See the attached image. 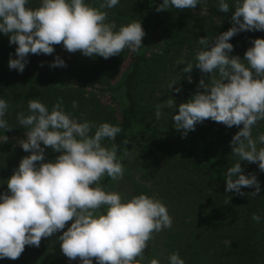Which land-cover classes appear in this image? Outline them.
Listing matches in <instances>:
<instances>
[{
  "label": "trees",
  "instance_id": "1",
  "mask_svg": "<svg viewBox=\"0 0 264 264\" xmlns=\"http://www.w3.org/2000/svg\"><path fill=\"white\" fill-rule=\"evenodd\" d=\"M86 2L99 9L102 0ZM227 2L229 13L218 10V0H203L195 9L157 12L162 0H120L116 7L101 10L117 30L141 22L144 46L137 52L126 48L109 59L87 57L79 51L69 53L61 43L54 45L51 55L29 54L23 73L9 69L10 54L15 58L17 45H10L9 37L0 33V98L10 106L4 119L11 127L0 129V193L8 191L7 180L21 159L30 155L15 145L28 131L18 123L17 115L29 114L30 99H39L49 111L62 99L64 110L79 121L121 128L115 141L105 139L103 144L117 146L124 176L113 181L105 175L100 181L103 189L120 193L124 201L140 194L155 197L166 205L173 220L171 229L153 234L136 264H150L153 259L167 264L174 252L185 264H264V172L258 162L240 163L245 175L253 174L260 182L259 195L250 194L254 187H242L243 196L225 192L224 173L239 160L230 142L243 125L228 128L208 119L182 137L183 130L177 131L171 120L174 109L165 108L159 119L154 115L159 103L173 99L178 106L203 91L198 89L201 78L209 83L210 73L195 66L190 74L182 73L185 65L176 62L181 58L194 62L195 52L202 47L197 42L200 38L211 41L233 26L235 0ZM39 6L40 0H29L27 5ZM257 38L264 39V31L239 32L229 41L234 46L229 55L243 60ZM56 56L67 66L49 67ZM173 78L180 79L173 85L181 89L179 93L168 86ZM259 133H264V121L253 127V137ZM45 153V162L59 155L47 147ZM253 214L261 216L259 223L253 221ZM71 223L56 233L55 241L42 238L39 247L26 245L18 259H0V264H80L79 258L69 261L63 255L58 239Z\"/></svg>",
  "mask_w": 264,
  "mask_h": 264
},
{
  "label": "clouds",
  "instance_id": "2",
  "mask_svg": "<svg viewBox=\"0 0 264 264\" xmlns=\"http://www.w3.org/2000/svg\"><path fill=\"white\" fill-rule=\"evenodd\" d=\"M203 0H162L156 11L172 8L195 9ZM120 0H102L100 8L86 0H40L38 8L27 7L29 0H0V33L15 44V58L8 61L10 70L23 73L29 54L51 55L54 45L62 43L69 53L104 59L120 55L126 48L137 52L143 45L145 31L140 21L121 25L108 22L106 11ZM218 10L230 12L227 0H218ZM233 26L197 42L202 47L195 52L194 62L178 59L185 65L182 73L190 74L193 66L202 73H210L209 83L201 78L197 91L178 106L173 99L155 108L157 119L165 108L174 109L171 120L177 131L186 137L197 123L205 120L222 123L240 130L232 137L230 146L238 162L224 173L225 192L241 196L242 187L255 188L251 195H259L260 182L253 174L245 175L241 161L258 162L264 172V133L255 138L253 127L264 121V39L257 38L244 59L230 56V39L242 31H264V0H235L231 12ZM246 62V63H245ZM43 66V64H41ZM56 56L49 67H66ZM179 78L169 83L171 91ZM191 83V76H188ZM63 101L51 111L39 99L28 101L29 114L19 113L18 123L27 128L26 138L19 141L24 152L18 168L7 180V192L0 193V259H18L25 246L39 247L42 238L51 237L65 229L58 237L60 248L69 261L79 258L80 264H136L143 258L144 249L154 233L171 229L173 220L166 205L146 194L124 201L118 192H106L100 184L107 175L117 181L124 176V167L117 157V146L103 144L115 141L119 126L107 122L95 124L79 121L62 107ZM73 108L77 107L73 101ZM9 104L0 98V129L11 127L4 119ZM93 129H95L93 131ZM44 145L42 147L41 145ZM59 153L55 160L45 162V148ZM39 162V163H38ZM104 208L103 212L99 210ZM259 223L261 216L253 214ZM150 264H160L153 259ZM167 264H185L179 253L167 258Z\"/></svg>",
  "mask_w": 264,
  "mask_h": 264
},
{
  "label": "rangeland",
  "instance_id": "3",
  "mask_svg": "<svg viewBox=\"0 0 264 264\" xmlns=\"http://www.w3.org/2000/svg\"><path fill=\"white\" fill-rule=\"evenodd\" d=\"M20 140H22V139H18V141H16V144H15L16 146H20V144H19ZM55 236H56V233H54L51 237H49V239L52 241H55V239H56Z\"/></svg>",
  "mask_w": 264,
  "mask_h": 264
}]
</instances>
